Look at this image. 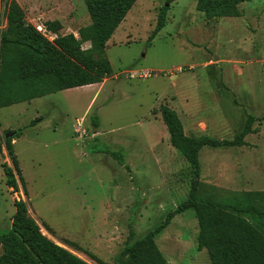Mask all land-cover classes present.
I'll list each match as a JSON object with an SVG mask.
<instances>
[{
    "label": "rangeland",
    "instance_id": "rangeland-1",
    "mask_svg": "<svg viewBox=\"0 0 264 264\" xmlns=\"http://www.w3.org/2000/svg\"><path fill=\"white\" fill-rule=\"evenodd\" d=\"M16 1L29 23L33 8L37 24L59 17V34L78 37V28L91 22L85 0ZM197 2L174 0L164 27L149 40L165 0H136L106 43L113 73L102 84L0 108V232L9 229L13 201L21 199L53 242L89 264H113L124 258L130 229L142 236L187 198L189 166L169 142L161 105L177 113L192 137L230 140L247 113L264 115V0L238 4L237 16L211 18ZM92 113L97 129L90 125ZM252 127L257 131L245 135L244 145L200 149L196 198L236 205L247 203L246 192L264 191V121ZM9 132L13 136L5 137ZM117 150L127 167L109 154ZM2 163L14 173L15 192L5 184ZM252 217L264 233V216ZM197 235V219L188 210L155 241L169 264H211L206 249H197Z\"/></svg>",
    "mask_w": 264,
    "mask_h": 264
},
{
    "label": "trees",
    "instance_id": "trees-1",
    "mask_svg": "<svg viewBox=\"0 0 264 264\" xmlns=\"http://www.w3.org/2000/svg\"><path fill=\"white\" fill-rule=\"evenodd\" d=\"M136 0H85L90 24L73 33L59 34L58 20L44 25L56 36L49 40L25 19V11L16 0L3 1L6 25L0 31V108L57 91L96 84L109 78L112 67L105 54V46L117 26ZM174 0H165L158 9L152 39L165 25L166 14ZM249 0H198L197 8L208 18L237 16V5ZM88 43V48H83ZM169 142L188 163L190 177L187 198L166 213L163 221L135 238L129 230L124 258H115L113 264H169L159 249L155 237L177 214L192 211L197 219V249H206L211 264H264V233L249 216H264V191H249L247 203L227 205L194 196L200 177L199 151L203 146L229 147L245 144L244 137L255 133L253 123L264 121V115L246 114L245 123L233 139H215L210 136L192 137L185 134L177 113L167 105L159 107ZM32 121L30 125H33ZM92 128L99 127L95 113L90 116ZM20 131H17L19 133ZM11 138L6 149L11 153ZM109 154L127 167L119 150ZM12 161L18 178L24 180ZM5 184L17 191V181L11 168L2 163ZM257 200L263 209H259ZM15 212L9 229L0 232V264H89L64 247L46 237L29 216L25 202L14 200Z\"/></svg>",
    "mask_w": 264,
    "mask_h": 264
},
{
    "label": "built area",
    "instance_id": "built-area-1",
    "mask_svg": "<svg viewBox=\"0 0 264 264\" xmlns=\"http://www.w3.org/2000/svg\"><path fill=\"white\" fill-rule=\"evenodd\" d=\"M36 28V30L41 33L44 37L48 38L49 40L52 38H54L56 35L54 33H52L49 29H47V27L44 24H38L36 26H34ZM129 77H134V71H127ZM136 74L138 77H142V78H146L148 73H143V76H140V72L136 71ZM76 124L78 125L79 128H77V131L81 137H83L85 129H82L81 127V121L80 120H76Z\"/></svg>",
    "mask_w": 264,
    "mask_h": 264
},
{
    "label": "crops",
    "instance_id": "crops-1",
    "mask_svg": "<svg viewBox=\"0 0 264 264\" xmlns=\"http://www.w3.org/2000/svg\"><path fill=\"white\" fill-rule=\"evenodd\" d=\"M34 4V3H33ZM36 5V4H35ZM36 7V6H35ZM31 15H32V17H33V19L31 20V24L33 25L34 24V26H36V25H38L37 24V22H38V20L40 19V15H39V12L38 11H36L34 8L32 9V11H31ZM41 20V19H40ZM52 20H58L59 22H60V24H61V20H60V18L58 17V18H50V17H47V19H43V21H52ZM39 24H43V23H39ZM6 25V17H5V19H4V25L3 26H5ZM77 33V32H76ZM100 84H102V83H100ZM91 85V84H90ZM86 86V85H85ZM69 89H71V88H69ZM65 90H67V89H65ZM185 132V131H184Z\"/></svg>",
    "mask_w": 264,
    "mask_h": 264
},
{
    "label": "water",
    "instance_id": "water-1",
    "mask_svg": "<svg viewBox=\"0 0 264 264\" xmlns=\"http://www.w3.org/2000/svg\"><path fill=\"white\" fill-rule=\"evenodd\" d=\"M14 132H9L5 135V137L13 136Z\"/></svg>",
    "mask_w": 264,
    "mask_h": 264
}]
</instances>
